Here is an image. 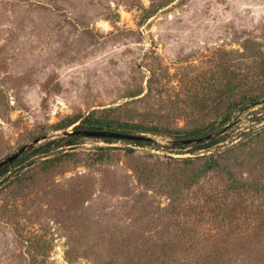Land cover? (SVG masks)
Wrapping results in <instances>:
<instances>
[{
	"label": "rangeland",
	"instance_id": "obj_1",
	"mask_svg": "<svg viewBox=\"0 0 264 264\" xmlns=\"http://www.w3.org/2000/svg\"><path fill=\"white\" fill-rule=\"evenodd\" d=\"M263 61L264 0H0V162L59 138V123L116 107L110 117L146 130L194 139L203 128L196 139L219 142L198 150L166 132H132L151 146L80 137L55 169L31 167L22 190L12 180L28 164L13 168L0 178V264H127L143 254L158 264L164 242L185 233L188 244L213 243L229 220L243 236L257 232L264 189L225 198V169L190 189L172 181L184 160L197 168L214 156L264 186V134L225 158L264 127V102L219 125L207 100L225 88V68L256 76L249 89L264 93ZM144 170L154 177L139 179ZM247 250L245 263L263 260L264 245Z\"/></svg>",
	"mask_w": 264,
	"mask_h": 264
},
{
	"label": "trees",
	"instance_id": "obj_2",
	"mask_svg": "<svg viewBox=\"0 0 264 264\" xmlns=\"http://www.w3.org/2000/svg\"><path fill=\"white\" fill-rule=\"evenodd\" d=\"M231 74L233 75V73L230 72V69L225 68V88L222 89L219 87H211V90L209 92L211 95H208L209 98L207 99H212V95H214L213 99L217 101V105L212 108V111H215V114L220 117L221 123H219V125H223L224 123L225 125L229 124V122L232 121L233 116L237 112L253 108L258 104L264 102L263 92H255L249 89V87H251V84L257 81L256 76L245 74L243 76L235 75L232 77ZM236 85L243 89L241 91H238V89L235 88ZM223 101H225V105L223 104ZM207 104H209V102H207ZM119 108L120 107L104 109L102 110L101 114H98L97 111H93L86 117H80L71 119L68 122L59 123L54 127V131H66L71 126H74V130H106L129 134H132V132L142 133L156 131L157 133L166 132L168 135H173L175 139H180L177 141L187 140L186 137H183L181 133H172L169 131L160 132L158 128H151L146 130L138 124H133L121 120L120 118H112L109 116L110 114L113 115L114 112L119 110ZM215 125L216 124L213 123L209 125L208 128L213 129ZM227 128L228 126L225 127V133L227 131ZM201 129L203 128H198L194 131H191L188 136H190V138H195L200 136L201 134H205L206 131ZM263 134L264 127L260 130H254L251 133L245 134L242 140L225 150V158L227 155L234 153L236 150L248 147L255 139H260ZM185 135L187 136V134ZM79 139L80 137L77 136H64L47 140L42 144L36 146L31 151L25 153L11 165L1 169L0 178L13 170V168L23 167L28 164L25 167L29 168L12 180L16 188L18 190H22L26 183H28L34 177V174L32 173L34 172V170L31 171V167H36L37 165V168H40L43 171H50L55 169L60 162L72 155V153L69 151L72 148L68 149V147L77 145ZM101 140L107 143H113L116 141L112 139ZM123 142L134 144L136 146L152 145L151 141ZM214 143V140H209L207 142L196 145L192 144L191 147L201 150L205 147L208 148L212 146ZM217 143L219 142H216L215 144ZM175 147L183 148L187 146L176 145ZM36 156L38 158L33 159V157ZM197 159L202 163V165H199L197 168H195L196 163L193 158H189L187 160H184V163L186 165H181L182 167L179 171L177 169H174L175 180L172 182L176 181V183L180 187L184 185L183 188L190 189L200 179L204 178L210 172L214 170L225 169V177H227L225 183V198L226 196L230 195L241 196L254 191L260 193V191H263L264 189V186L257 183L253 179H238L235 176L234 172L230 169V166L227 164H225V168L222 169V166H220L217 158H215L214 156ZM137 173L139 179L145 182L154 177L153 174H151L152 172H148L147 170L138 171ZM179 177H184V181L182 180L183 178L178 179ZM178 192L179 191L172 190L170 192V195L174 197V195H176ZM14 195L16 196V192H14ZM225 223L226 226H229V230L225 231V237L214 240L213 243H210L208 239L203 238V240L199 241L197 244H188L184 241V239H186L185 236H187V233H185L180 239L164 242V249H162L163 253H161L160 255L162 260L158 264H253L251 261L249 263H245L241 258L246 254V252H249L247 248H251L257 243L261 246L264 245V225H260L261 228H259L257 232L251 235L249 234L243 236L241 228L240 226H238L239 224H233L231 220H229L228 223ZM262 259L263 260L261 261L256 260L257 264H264V256ZM127 264L155 263L153 262V257L151 255L143 254L137 260L129 259Z\"/></svg>",
	"mask_w": 264,
	"mask_h": 264
},
{
	"label": "water",
	"instance_id": "obj_3",
	"mask_svg": "<svg viewBox=\"0 0 264 264\" xmlns=\"http://www.w3.org/2000/svg\"><path fill=\"white\" fill-rule=\"evenodd\" d=\"M59 137L64 136H77V137H85V138H95V139H112L116 141H130V142H138V141H151L153 142L154 139L145 135H137V134H129V133H122V132H115V131H97V130H71L62 131L60 132ZM215 135L211 134L206 137L202 138H194V139H187L182 141H176L177 144L182 145H192V144H200L211 140ZM51 140L48 136H44L42 138H38L34 140L32 143L27 144L20 148L14 154L8 156L4 160L0 162V170L6 168L7 166L11 165L13 162L18 160L21 156L25 153L31 151L36 146L40 145L42 141Z\"/></svg>",
	"mask_w": 264,
	"mask_h": 264
}]
</instances>
